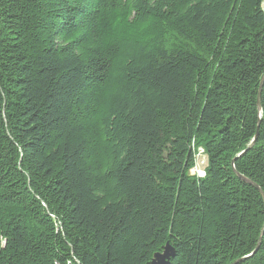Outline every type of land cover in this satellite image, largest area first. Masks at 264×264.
<instances>
[{
    "label": "trees",
    "instance_id": "obj_1",
    "mask_svg": "<svg viewBox=\"0 0 264 264\" xmlns=\"http://www.w3.org/2000/svg\"><path fill=\"white\" fill-rule=\"evenodd\" d=\"M263 2L0 0V264H264Z\"/></svg>",
    "mask_w": 264,
    "mask_h": 264
},
{
    "label": "water",
    "instance_id": "obj_2",
    "mask_svg": "<svg viewBox=\"0 0 264 264\" xmlns=\"http://www.w3.org/2000/svg\"><path fill=\"white\" fill-rule=\"evenodd\" d=\"M263 11H264V2H263ZM261 89H262V87H261ZM260 96H261V90H260V94H259V98H258L259 108H261L260 107ZM255 141L256 140L253 141V143L251 144V147L255 144ZM242 179H243V181L247 182V180H245L244 178H242ZM257 189L262 193V191L258 187H257ZM262 195L264 196L263 193H262ZM263 233H264V231H263ZM174 257H175L174 249L169 244H167L161 253L156 254L154 256L152 264H171V261Z\"/></svg>",
    "mask_w": 264,
    "mask_h": 264
},
{
    "label": "built area",
    "instance_id": "obj_3",
    "mask_svg": "<svg viewBox=\"0 0 264 264\" xmlns=\"http://www.w3.org/2000/svg\"><path fill=\"white\" fill-rule=\"evenodd\" d=\"M197 154L201 155L203 158L206 157L204 154V151L202 149H200ZM197 154H196V163H195V167L194 169L191 171V174L194 177H197L199 179H203L205 177V170L202 169V166L204 165V160H202V163L200 164V166L197 165V162L199 159H197ZM201 158V159H203ZM206 159V158H205Z\"/></svg>",
    "mask_w": 264,
    "mask_h": 264
},
{
    "label": "rangeland",
    "instance_id": "obj_4",
    "mask_svg": "<svg viewBox=\"0 0 264 264\" xmlns=\"http://www.w3.org/2000/svg\"><path fill=\"white\" fill-rule=\"evenodd\" d=\"M201 158H203V157L201 155L197 154V159H199L198 162H197V165L200 166V164L202 163V160H204V165L202 166V169L206 170V167H207V157H204L203 159H201Z\"/></svg>",
    "mask_w": 264,
    "mask_h": 264
}]
</instances>
